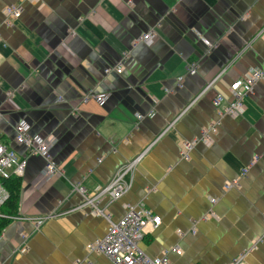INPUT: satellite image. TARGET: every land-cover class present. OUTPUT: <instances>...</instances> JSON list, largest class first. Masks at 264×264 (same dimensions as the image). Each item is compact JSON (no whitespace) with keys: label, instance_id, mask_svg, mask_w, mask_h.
I'll use <instances>...</instances> for the list:
<instances>
[{"label":"crops","instance_id":"crops-1","mask_svg":"<svg viewBox=\"0 0 264 264\" xmlns=\"http://www.w3.org/2000/svg\"><path fill=\"white\" fill-rule=\"evenodd\" d=\"M148 32L150 46L138 42ZM252 69H264V0H0V144L21 159L14 127L24 121L61 170L47 178L43 159L27 158L0 264H113L87 250L108 223L78 211L72 187L94 195L138 157L122 197L98 208L114 222L128 206L158 217L139 242L146 256L264 264V79L235 115L212 105L232 101L231 84ZM183 142H195L187 160Z\"/></svg>","mask_w":264,"mask_h":264},{"label":"built area","instance_id":"built-area-1","mask_svg":"<svg viewBox=\"0 0 264 264\" xmlns=\"http://www.w3.org/2000/svg\"><path fill=\"white\" fill-rule=\"evenodd\" d=\"M21 1L33 2L36 0ZM5 14L9 20L18 19L20 17V12L15 7L7 8ZM154 36L153 32H148L144 34L138 42L150 46L153 44ZM111 72H115L119 75L121 74L122 69L119 66L116 69L107 68L105 70L106 74ZM189 72L193 73V70H190ZM263 79L264 69L249 70L243 79L236 80L231 84L230 91L233 97L232 101L226 102L223 98L216 97L212 100L213 107L219 111L221 116L235 115L243 108L244 98L252 93L254 86ZM180 81L181 79L179 82ZM106 98L107 95L105 94H86L81 100L82 102L93 100L97 104H102L106 101ZM136 118L140 119L141 116L138 115ZM14 132L15 144L24 147L26 154L19 159L13 150L7 149L0 144V178L8 179L11 175L23 177L24 170L27 166V158L29 157H39L43 159V172L47 178L61 175V170L57 167L51 157L50 149L52 144L48 139L39 135H32L30 133L29 125L24 121H20L15 125ZM216 132L217 125H212L207 129H204L199 141L209 144ZM194 146L195 142H183L180 144L181 157L184 160L188 159L189 153ZM138 161L139 157L122 167L115 173L110 183L102 189H99L94 195L88 194L86 189L81 185L77 184L72 187L73 192L78 194L83 200L82 205L79 206L77 210H90L95 215L105 218L108 223L105 236L90 243L86 248L91 253L105 256L113 264H170L167 259V252L160 257L150 258L139 248V242L143 239L147 230L150 229L153 231L160 225L158 217L142 206H128L122 218L114 222L109 216L104 215L103 211L98 208V203H100L103 198L117 201L122 197L129 185L128 183L131 180L130 177ZM246 173L247 171L245 169L242 171L241 176H244ZM237 185L238 181L228 183L225 185V190H230ZM6 198V192L0 187V206ZM211 202L214 203V200ZM38 219H40L37 221L38 223L44 220L41 218ZM35 220L26 217L21 218V221L25 222H35ZM171 252L176 253V255L181 254V251L178 249H172ZM244 256V254L240 255L233 259L230 264H245Z\"/></svg>","mask_w":264,"mask_h":264},{"label":"trees","instance_id":"trees-1","mask_svg":"<svg viewBox=\"0 0 264 264\" xmlns=\"http://www.w3.org/2000/svg\"><path fill=\"white\" fill-rule=\"evenodd\" d=\"M20 179L13 175L8 179L0 178V186L7 194L6 200L0 206V237L8 226L18 218Z\"/></svg>","mask_w":264,"mask_h":264}]
</instances>
